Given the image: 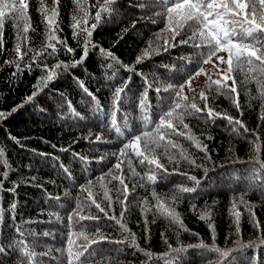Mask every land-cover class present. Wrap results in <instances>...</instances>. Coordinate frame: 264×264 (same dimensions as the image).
<instances>
[{
  "label": "trees",
  "instance_id": "obj_1",
  "mask_svg": "<svg viewBox=\"0 0 264 264\" xmlns=\"http://www.w3.org/2000/svg\"><path fill=\"white\" fill-rule=\"evenodd\" d=\"M27 3L26 15L30 23L29 31L23 32V21L17 26L12 20H6L3 28L4 51L0 53V111L10 112L13 108L22 105L18 111L0 121V147L5 150L4 159L9 165L5 168L0 163V173L9 172V177L0 186V207L8 209L13 202L17 204L15 212L5 211L4 213V223L0 228V243L7 245L13 237L19 239L15 225L22 224L24 230L34 231L37 234L35 237L29 236L26 231L25 238V243L34 248L37 254L52 250L50 256L37 255L36 260H42L44 264H66L67 254L61 257L60 252L56 250L67 248L69 238L67 217L78 202L87 200L88 192L83 191L80 186L87 187V181L91 179L93 185L89 191L93 193L98 202H102V206H106L107 201H102L104 189L101 188V182L97 178L108 172V169L118 162L111 153L118 151L124 142L118 138L114 129L109 130L110 125L101 127L102 122L108 125L110 118L106 116L101 121L92 110L91 97L83 92L73 77L84 81L85 87L97 97L105 112L111 105L114 88L131 77L125 89L127 98L125 99L124 94H121L122 99L118 104L119 111L116 113V119L121 125L127 119L129 126L134 131H139L142 129L139 98L146 84L145 80L136 73H142L149 81L154 82V85L179 84L204 64L198 63L200 57L194 56L197 50L192 47L191 43L170 48L167 52L163 51L165 39H168L169 43L173 41L166 30L164 16L156 15L164 11L162 5L157 4L155 0H117L113 5L115 11L111 15L102 14V19L93 30L91 39L99 47L114 53L123 64L134 65L135 72H128L119 65H115L116 76L108 80L107 76H111L114 71L107 67L111 61L100 54L99 48L92 49L82 66H77L68 72L58 70L59 75L56 79L48 82L47 86L32 101L26 102V98L34 91L33 86L45 73L33 66L31 71L25 68L22 74L13 78L11 74L16 71L15 66L6 65L4 62L15 58L13 49L18 42V33L22 52L26 50V46L38 50L46 42V24L39 11V0H27ZM45 4L49 9L53 7L52 0H45ZM81 4L83 8L76 12L77 5L74 0H59V15L56 18V23L60 28L56 35L60 39H66L70 47L77 49L75 59H79L82 54L80 45H82L83 37L81 36L79 40L73 39V29L70 26L72 15L76 12L78 18L82 20L81 27H91L92 23H96L93 17L100 10L103 0H81ZM85 12L88 13L86 24L83 23ZM153 20L156 22L153 23ZM125 29H127L126 32ZM158 34L159 38H157ZM24 36L28 39L24 40ZM181 38L178 36L176 39L178 41ZM149 41H152L154 49L159 48V54L151 55L137 64V57L141 55L143 49L148 47ZM32 54L29 52L25 61H28ZM220 54L226 58V53ZM185 57L189 59H184ZM57 58L67 63L73 57L71 54L60 51L57 57H48L43 62L51 66L57 62ZM247 72L248 69L244 68L233 73L239 93V111L233 103L236 94H217L214 91L215 85H212L210 91L208 76L203 79L199 88L192 83L201 76L192 80L191 87L194 91L190 92L188 86L185 85L184 94L189 97V102L194 96L198 105L203 107L199 94L204 91L209 95V103L216 111L241 119L250 130L244 133L243 129H240L241 134L237 135L233 132L228 120L222 117L216 118L214 123L206 118L185 117L184 123L188 124L189 128L184 129L182 125H178L179 130L190 131L196 138L206 143L211 160H205L204 153L185 136H173L171 138L179 145V148L168 146L167 154L160 156L161 163L165 165L167 172L163 169L159 170L155 184L147 183L146 187H141L140 184L145 181L138 176H132L126 158L121 157L125 159L121 167L125 183L129 188L124 219L130 231L136 234L137 243L141 249L154 253L156 257L161 256L168 251L164 237H167L169 244L177 247L179 244H197L201 240L211 245L214 235L215 243L221 249L236 247L237 239L242 243H248L264 238V196L253 187L251 175L258 165L250 162L256 155L253 147L257 137H259L260 145L259 158L264 160V121L259 118L264 114V107H262L264 78L258 77L254 72L252 75L257 76V79H249L245 82ZM208 75L212 77V80L222 79V73L218 74L217 70ZM227 84L231 86L232 81H227ZM162 95L167 96L168 94L162 93ZM148 100L151 105L149 114L153 121H158L161 103L154 89L149 90ZM69 101L73 109L84 117L83 120L73 117L69 111ZM173 123L177 122L173 120ZM89 130L92 136L85 139ZM9 133L16 137L19 143L9 139ZM98 133L102 134L103 139L108 142H90L95 140ZM125 135L129 136L130 133L125 132ZM208 136L212 139H206ZM143 143L142 140L141 150H143ZM164 143V141L161 142V144ZM52 145L56 147L53 148ZM62 148L69 150L61 151ZM181 150H185L198 164L203 166L196 168L187 161L181 160L178 171H173L177 165L175 162L169 163L168 155H174L180 159ZM164 151L163 147L158 148L156 154L159 155ZM40 153L46 155L41 156ZM73 153L86 157L88 162H82L79 156H74ZM102 155H106L107 158L97 163ZM129 155H131V150H129ZM132 159L136 172L143 176L148 168L141 167L134 156ZM61 163L71 171L72 179L66 177L59 166ZM205 168L208 169L206 175ZM182 173L195 176L201 182L197 192L179 194L173 205L188 231L178 230L176 224L170 223L157 212L155 207H152L156 204V200L152 197L153 191L165 203H171L172 197L177 195L179 186H193V182ZM113 174L120 175L121 173L119 170H113ZM31 177H36V180L33 182ZM3 179V176H0V180ZM110 179L111 177H105L103 183L115 201L119 195L116 191L118 182L108 183ZM37 185H42V187ZM14 186L16 187L15 194L8 191ZM65 193L68 194L65 195ZM48 194L59 196V203L48 199ZM241 195H244V199L254 206L252 211L255 212L256 219L260 223L259 230L251 223V216L245 205L239 203ZM120 198L123 199V196L120 195ZM145 198L152 210L143 213L141 208ZM234 200L237 201L236 211L241 213L239 237L236 235L235 216L231 211ZM193 204L196 206L195 210L192 208ZM121 210L119 203H113L109 215L119 217ZM205 212L210 214V220L200 219V215ZM49 213H58L62 219L57 221L56 216L50 217ZM89 213L93 216H100L99 220L81 222L86 226L90 236L99 228L111 240L123 239L119 225L115 221L107 219L103 213H98L94 206L91 209L86 208L82 214L88 215ZM12 216H15V224L11 219ZM145 219L148 221L147 232ZM25 221L28 223H23ZM209 223L213 225L214 231L209 228ZM72 230L80 231V225L75 222V218ZM45 231L53 235L44 236ZM72 238L76 241L74 247L84 243L82 238L77 239L76 236ZM93 249L95 250L94 259L98 262L103 260V264H142L147 261V257L142 252L128 247L127 244L118 245L101 240L92 245L90 251ZM201 252V249H188L187 252L180 254L179 264H207ZM18 255L17 252L8 249V255L0 256V264H16ZM51 257L59 259L53 260ZM104 257L109 259H104ZM211 258L215 259V255L211 254ZM229 259H232V264H264V244L234 252ZM147 264H164V261L154 258L147 261Z\"/></svg>",
  "mask_w": 264,
  "mask_h": 264
},
{
  "label": "snow or ice",
  "instance_id": "obj_2",
  "mask_svg": "<svg viewBox=\"0 0 264 264\" xmlns=\"http://www.w3.org/2000/svg\"><path fill=\"white\" fill-rule=\"evenodd\" d=\"M117 0H103V4L100 6V10L96 12L93 19L96 23H92L91 27H81L82 20L78 18L76 12L83 8L81 0H74V3L77 5L76 12L72 15V24L70 25L73 29V39L79 40L83 37L82 54L79 59H75V53L77 49L70 47L67 44L66 39H60L56 33L60 31L59 25L56 23V18L59 15L58 5L59 0H52L53 7L49 9L45 0H39L40 3V13L44 18L46 24V42L38 50L32 49L31 47L26 46L25 51H21L20 36L18 33L17 43L13 49L15 58L13 60H6L4 63L6 65H14L16 71L11 75L15 78L18 74H22L24 69L27 68L29 71L33 69V66L40 68L44 75H42L37 84L34 85V91L31 96L26 98V102L32 101L44 87L47 86L48 82L56 79L59 75V71L68 72L70 69L76 68L77 66H82L85 60L88 58L89 53L92 49L99 48L100 54L109 59L111 63L107 65L108 68L114 69L115 65H119L121 68L128 72H135V66H129L123 64L122 61L115 56L110 50H106L99 45L93 43L91 37L93 30L97 27V24L102 19V14L111 15L115 11L113 5ZM157 4L163 6L164 11L156 13L158 16H164L166 20V30L170 33L171 41L169 43L168 39L164 41L163 51L167 52L170 48L177 47L179 45H188L191 43L192 47L197 51L194 53V56L200 57L198 63L209 64L212 63V66L217 70V73H222V79L212 80V77L205 72V69L200 66L198 67L193 74L188 75L182 83H161L159 85H154V82L149 81L147 77H144L142 73H136L140 75L144 80L146 87L139 98V107L142 112V129L139 131H134L132 127L129 126L127 119L124 123L118 124L116 119V113L119 111L118 104L122 99L121 94H124V98H127V93L125 89L128 87V80H125L121 85L116 86L111 96V105L107 112L104 111V107L101 105L97 97L89 91L84 85V81L80 80L77 77H73L77 85L91 97L92 110L96 113L101 121L104 117H109L108 125L101 123V127H106L110 125V129H114L117 133L118 138L123 140V145L119 148L118 151L112 152L111 155L117 158V163L114 164L111 168L108 169V172L104 173L97 178L101 182V188L104 189L102 201H107L106 206H102V202H98L94 197L93 193L89 191V188L93 185V181L89 179L87 181V187L81 185L83 191L88 192V197L86 201L78 202L76 207L68 215L67 219L69 222V238L67 240L66 249H57L61 254V257H64L65 253L67 254L66 264H103L102 261H96L94 259L95 250H91V246L97 244L101 240H106L110 243H115L118 245L127 244L128 247L135 248L137 251L142 252L146 257L147 261L155 259H161L164 261V264H179L180 254L185 253L190 248L201 249V255L207 260V264H232V259H229L232 253L242 251L246 248L256 247L257 244H264V238H259L257 241H250L248 243H242L237 239L236 247L221 249L215 243V236L213 235V243L211 245L206 244L201 240L197 244L183 245L179 244L177 247H173L168 243L167 237H164V242L168 247V251L163 253L161 256L156 257L154 253L141 249L137 243L136 234L132 233L127 227L125 221V213L127 211L128 193L129 188L128 184L125 183V177L123 175L122 165L125 163L126 158L127 165L131 170L132 176H138L145 183H141V187H146L147 183L155 184L157 179V173L159 170L163 169L164 172H167V168L163 163H161L160 156L167 154L168 146L172 148H179V145L173 141L171 137L173 136H185L188 140H191L194 145L204 153L205 160H211V157L208 155V146L203 141L196 138L193 134L189 132H184L179 130L178 125H182L184 129H188V124L184 123V118L187 116H193L197 119H207L208 121L214 123L215 119L222 117L227 119L229 124L232 126V130L237 135H240V129H243L244 133L249 132L250 130L242 122L241 119H236L229 116L227 113H221L216 111L209 103V95L204 91H201L199 94L200 101L203 102V107H200L196 102V98L193 96L192 100L189 102V97L184 94L185 85L188 86L189 91H194L191 87L192 80L196 77L203 75H208V80L210 81L208 87L209 90H212V85H215L214 91L217 94L221 95H230L236 94V97L233 99L234 106L237 110H240V104L238 102L239 93L237 92V81L233 75L234 71L243 70L244 68L248 69L246 74L245 82H248L249 79H257V76L264 78V0H155ZM28 8L27 0H0V53L4 51V40H3V28L6 20H12L15 25L19 26L21 21L23 24V32L27 33L29 31L30 23L26 15V10ZM88 13H84L83 23H87ZM153 23L156 21L153 20ZM135 25H133L134 27ZM125 32L127 29L124 30ZM188 33H191L188 35ZM182 37L177 41V37ZM186 37V38H184ZM121 39L123 36L121 35ZM159 38V34L157 35ZM28 37L24 36V40H27ZM59 45V47H58ZM51 49V51H48ZM60 51H64L65 54H71L72 59L65 63L57 58V62L51 66L43 61L48 57H57V54ZM29 52L33 54L28 61H25V57L28 56ZM159 48L152 47V41L148 42V47L143 49L141 55L137 57L136 63H141L144 59L149 58L151 55L159 54ZM219 53H226V58L224 55H219ZM213 58L215 61L213 63ZM184 59H189L185 57ZM23 62V63H22ZM222 65H227L226 67H221ZM167 67V66H165ZM59 70V71H58ZM87 71V69H85ZM256 72L257 76L252 74ZM116 76V70L114 69L111 76H107L108 80H112ZM231 80L232 85L229 86L227 81ZM150 89H154L157 96L160 97L161 108L159 112L158 121H153L149 110L151 105L148 100V92ZM162 93H167V96L162 95ZM69 111L73 117L83 120L84 117L81 116L78 112L73 109L71 102H68ZM19 107L22 105L13 108L10 112L0 111V121L7 119L12 113L18 111ZM264 107V104H262ZM41 111H43L41 109ZM242 115V113H241ZM264 121V114L259 117ZM173 120L177 123L174 124ZM151 126V127H150ZM171 130V131H168ZM125 132L130 133L129 136L125 135ZM9 139L15 143H19V140L11 136L9 133ZM92 136L91 130L85 139H89ZM166 137L167 140H166ZM206 139H212L211 136L206 137ZM143 143V150H141V141ZM164 141V144L161 142ZM92 143L101 142L107 143L103 139L102 134H96L95 140L90 141ZM22 146V145H21ZM55 148V145H52ZM163 147L165 151L156 154V149ZM259 137H257L256 142L254 143L253 151L256 155L251 159V163L258 165V168H254L251 180L253 182V187L261 192V195L264 196V160L259 158ZM61 151H68V148H62ZM129 150H131V155H129ZM148 153V154H146ZM41 156L46 155L45 153H40ZM74 156H79L82 162L87 163V158L80 156L79 153H73ZM5 150L0 147V163L3 164L5 168H8V162L4 159ZM135 157L138 160V163L141 167H147L148 171L144 172L143 176L140 173L136 172L135 167H133V159ZM106 155H102L98 158L97 163L105 160ZM58 159V158H54ZM169 163L175 162L177 168L173 171H178L179 164L181 160L187 161L191 166L200 168L203 165L198 164L195 159L187 154L185 150L180 151V159H177L174 155H168ZM242 162V161H241ZM63 172L66 174L68 179H72L71 171L62 163L59 165ZM113 170H119L120 175L113 174ZM208 169L205 168V175L207 174ZM185 175L188 180L193 182V186H179L177 188V195L173 196L171 203H165L163 199L155 192H152V197L156 200V204L152 207H155L157 212L169 220L170 223L176 224L178 230L188 231L184 226L183 221L180 217V214L176 211L173 206L177 201V196L181 193H195L199 189L200 180L195 176H188L187 173H182ZM0 176H3V180H0V186L3 185L4 181L9 177V172L4 171L0 173ZM105 177H111L108 180V183L112 181L118 182V187L116 191L119 193L116 200L113 201L112 197L109 195V189L103 183ZM31 180L34 182L36 177H31ZM14 184L16 182H13ZM42 187V185H37ZM135 187V185H134ZM9 192L15 194L16 187L8 189ZM68 193H65L67 195ZM120 195L123 196V199L120 198ZM246 195V193L244 194ZM244 195H241L239 203L244 204L246 210L251 216V223L257 228L260 229V223L256 219L255 212L252 211L254 207L249 202L244 199ZM48 199L56 200L59 203V196H52L48 194ZM79 199V198H77ZM113 203H119L122 207L120 216L116 217L115 215H109V212L113 208ZM141 211L143 213L149 212L152 210V207H149L148 200L145 198L142 201ZM94 206L98 213H103L104 217L109 220L115 221L119 225L123 239L121 240H111L110 237L106 236L99 228L96 229L95 233L91 236L87 232L86 226L81 223L86 220H99L100 216H93L90 213L88 215H83L85 209H91ZM237 201H233L232 205V214L235 216V223L237 225L236 235L239 237L240 228L239 221L241 213L236 211ZM17 204L13 202L8 209L0 207V228H2L4 223V213L15 212ZM193 210L196 206L192 205ZM56 216V220L59 221L62 218L58 213H49V216ZM75 218V222L80 225V231L74 232L72 230V224ZM13 223L15 224V216L11 217ZM202 220H210V214L205 212L200 215ZM35 223V221H32ZM23 223H28L25 221ZM148 221L145 219V230L147 232ZM209 228L213 229V225L209 223ZM15 231L19 235V239L13 237L9 244L4 245L0 243V256L8 255V249H11L13 252H17L18 258L16 264H44L42 260H36L37 255L40 256H50L51 249L45 253L37 254L30 245L25 243L26 231L22 228V224L15 225ZM27 235L35 237L37 234L34 231H27ZM44 236L53 235L49 231L43 233ZM163 235V234H162ZM193 235H196L193 233ZM76 236L77 239L82 238L84 243L74 247L76 241L72 238ZM211 254L215 255V259L211 258ZM53 260H58L57 257H51ZM104 259H109L104 257ZM147 261L142 262V264H147Z\"/></svg>",
  "mask_w": 264,
  "mask_h": 264
},
{
  "label": "rangeland",
  "instance_id": "obj_3",
  "mask_svg": "<svg viewBox=\"0 0 264 264\" xmlns=\"http://www.w3.org/2000/svg\"><path fill=\"white\" fill-rule=\"evenodd\" d=\"M221 55V54H220ZM216 62L215 61V58L213 59V63ZM203 68L205 69V72L207 74H212L216 69L212 66V63H209V64H204L203 65ZM208 75H201V77L199 79H196L192 84L194 86H196L197 88L200 87V85L202 84L203 82V79L206 78Z\"/></svg>",
  "mask_w": 264,
  "mask_h": 264
}]
</instances>
